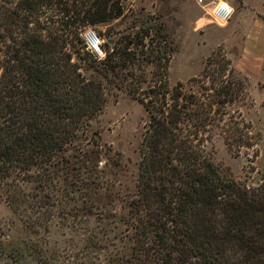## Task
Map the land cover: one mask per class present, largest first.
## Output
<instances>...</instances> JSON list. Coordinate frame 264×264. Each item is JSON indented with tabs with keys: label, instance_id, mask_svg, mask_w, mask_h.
Here are the masks:
<instances>
[{
	"label": "trees",
	"instance_id": "1",
	"mask_svg": "<svg viewBox=\"0 0 264 264\" xmlns=\"http://www.w3.org/2000/svg\"><path fill=\"white\" fill-rule=\"evenodd\" d=\"M54 3L66 5L59 24L43 10ZM119 3L19 0L13 7L0 0V38L7 39L0 40L4 201L33 236L48 231L49 218L74 231L90 224L79 253L29 238L9 254L10 264H264V179L256 186L235 179L216 163L213 148L217 137L238 154L255 146L251 125L235 108L248 97V79L225 62L190 88L170 87L161 73L168 52L150 26L140 43L110 52L104 44L106 56L97 59L82 35L121 17ZM150 65L158 70L151 80L129 70ZM120 93L142 104L150 120L135 189L113 198L116 172L101 169L88 135ZM111 205L121 214H110ZM121 225L128 232L119 237Z\"/></svg>",
	"mask_w": 264,
	"mask_h": 264
},
{
	"label": "rangeland",
	"instance_id": "2",
	"mask_svg": "<svg viewBox=\"0 0 264 264\" xmlns=\"http://www.w3.org/2000/svg\"><path fill=\"white\" fill-rule=\"evenodd\" d=\"M72 1L65 0L69 4ZM11 2V6L14 7L19 0ZM119 2L115 9L123 10L121 17L88 27L94 29L104 40L107 52H110V48L125 47L131 41L134 45L140 43L143 28L150 26L151 36L168 52V55L162 53L164 56L162 65L164 63L167 69L162 67L161 73L167 78L170 87L182 83L190 88L192 79H203L210 70L218 69L225 62H231V67L248 79V97L235 108H240H237L241 114L240 118L251 125L254 135L252 141H255V146L238 154L231 150L222 138L217 137L213 142V148L216 163L223 170L228 171L235 179L247 182L248 185L260 184L264 179V77L251 78L239 66L237 67L238 61L242 60L244 55L243 40L240 37H232L230 24L217 23L209 15V10L204 9L198 0H119ZM63 8H66L65 4L59 6L54 3L45 5L43 10L46 17L53 18L59 24L64 18V14L61 13ZM68 18H65V21ZM0 40L7 41L2 38ZM148 40L149 38L145 39ZM78 60L77 57L76 61ZM129 70H133L138 76H147L149 80L158 72L152 65L144 66L141 70L139 67H129ZM205 79V85H209L210 81ZM149 120V115L142 104L129 94L120 93L118 98L110 99L105 112L91 124L88 141L95 142L96 148L101 152V169L116 172L117 184L112 189L113 198L114 194L117 195L120 191L125 193L135 189L141 161L140 148ZM5 188L0 186V264H10L9 254L29 238L43 244L45 248L67 252L68 255L83 250L89 223L82 221L81 224H76L74 228L77 231H74L65 227L60 218H49L48 231L43 228L33 236L26 230L21 216L14 214L4 201L2 195ZM110 194L108 193L109 196ZM108 212L119 215L122 210L119 205L118 207L111 205ZM78 222L76 220L74 224ZM125 228L123 225L120 226L119 237L128 232ZM28 264L35 263L29 261Z\"/></svg>",
	"mask_w": 264,
	"mask_h": 264
},
{
	"label": "crops",
	"instance_id": "3",
	"mask_svg": "<svg viewBox=\"0 0 264 264\" xmlns=\"http://www.w3.org/2000/svg\"><path fill=\"white\" fill-rule=\"evenodd\" d=\"M233 4L236 14L229 23L230 32L244 45L237 67L251 78L264 77V0H235Z\"/></svg>",
	"mask_w": 264,
	"mask_h": 264
},
{
	"label": "built area",
	"instance_id": "4",
	"mask_svg": "<svg viewBox=\"0 0 264 264\" xmlns=\"http://www.w3.org/2000/svg\"><path fill=\"white\" fill-rule=\"evenodd\" d=\"M199 4L208 9L209 15L220 25H227L233 19L236 9L235 0H198ZM86 50L99 60L105 58L104 40L92 28H88L82 35Z\"/></svg>",
	"mask_w": 264,
	"mask_h": 264
}]
</instances>
